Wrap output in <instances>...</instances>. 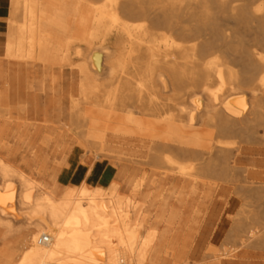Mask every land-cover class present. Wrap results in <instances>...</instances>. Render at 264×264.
<instances>
[{
    "label": "bare ground",
    "instance_id": "bare-ground-1",
    "mask_svg": "<svg viewBox=\"0 0 264 264\" xmlns=\"http://www.w3.org/2000/svg\"><path fill=\"white\" fill-rule=\"evenodd\" d=\"M0 16V264H264V0Z\"/></svg>",
    "mask_w": 264,
    "mask_h": 264
},
{
    "label": "rangeland",
    "instance_id": "rangeland-1",
    "mask_svg": "<svg viewBox=\"0 0 264 264\" xmlns=\"http://www.w3.org/2000/svg\"><path fill=\"white\" fill-rule=\"evenodd\" d=\"M10 1L12 2V0H9V6L11 5ZM66 2H68V1H66ZM0 20H2L1 21L2 25L0 26V42H2L5 38L4 33L7 31L6 30L7 29V23L9 22V20L6 17H1V16H0ZM80 60H82V59H78L77 61H80ZM73 72L76 73V75L74 77L72 76V77L68 78L69 86H71L73 84L77 85L78 81H79V77H78V73H77L78 70L75 69ZM125 192H127V190H125Z\"/></svg>",
    "mask_w": 264,
    "mask_h": 264
},
{
    "label": "crops",
    "instance_id": "crops-1",
    "mask_svg": "<svg viewBox=\"0 0 264 264\" xmlns=\"http://www.w3.org/2000/svg\"><path fill=\"white\" fill-rule=\"evenodd\" d=\"M2 20H0V26L2 25V22H1Z\"/></svg>",
    "mask_w": 264,
    "mask_h": 264
}]
</instances>
